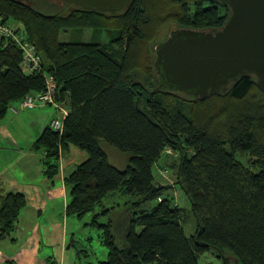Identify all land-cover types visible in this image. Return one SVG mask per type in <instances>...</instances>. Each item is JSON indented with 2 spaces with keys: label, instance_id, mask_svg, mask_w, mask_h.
<instances>
[{
  "label": "trees",
  "instance_id": "16d2710c",
  "mask_svg": "<svg viewBox=\"0 0 264 264\" xmlns=\"http://www.w3.org/2000/svg\"><path fill=\"white\" fill-rule=\"evenodd\" d=\"M229 14L218 0H131L114 13L71 6L63 15L0 0L14 35L0 40V119L20 112L11 103L55 87V116L33 150L53 163L49 172L43 166L45 176L57 174L70 145L87 153L64 179L65 213L91 214L85 226L108 251L97 264H199L206 253L264 264V94L255 78L204 101L167 89L151 95L161 32L217 30ZM91 29L106 41L76 39ZM61 34L71 39L60 41ZM25 44L33 50L26 61ZM109 147L125 157L121 168L109 161ZM237 154L261 159L260 170L246 169ZM171 155L195 220L192 236L183 228L187 211L169 195L175 187L156 184L152 174L161 156ZM0 200L2 240L14 232L26 201L12 192ZM117 208L120 217L112 215Z\"/></svg>",
  "mask_w": 264,
  "mask_h": 264
},
{
  "label": "water",
  "instance_id": "95a60500",
  "mask_svg": "<svg viewBox=\"0 0 264 264\" xmlns=\"http://www.w3.org/2000/svg\"><path fill=\"white\" fill-rule=\"evenodd\" d=\"M101 13L124 10L131 0H48ZM230 11L222 28L172 30L154 48L159 90L181 92L201 101L224 93L252 76L264 94V0H218ZM219 255V251L216 250ZM214 254V253H213ZM218 259V256H216ZM226 258L221 256V260Z\"/></svg>",
  "mask_w": 264,
  "mask_h": 264
},
{
  "label": "rangeland",
  "instance_id": "374dc122",
  "mask_svg": "<svg viewBox=\"0 0 264 264\" xmlns=\"http://www.w3.org/2000/svg\"><path fill=\"white\" fill-rule=\"evenodd\" d=\"M20 3L35 7L37 10L42 9L45 14H54L61 13L66 14L71 10V6L66 5L62 2L48 1V0H17ZM41 4V7L38 5ZM123 11V10H122ZM9 26L8 23L2 20V16H0V35L3 30H5ZM173 28H169L161 32L160 41H164L168 36L169 32ZM95 29L86 30L83 35L76 34V39L80 41H89L100 40L106 41V35L101 31L99 33H95ZM75 33L70 31V34ZM70 34H61L60 41H68L71 39ZM108 41V40H107ZM159 41V40H158ZM21 101L16 103H11L10 106H14L19 109L20 112L17 115H12L10 111L5 115L4 118L0 119V125H3L9 131L11 137L16 139L22 143L23 149H26L28 157H35L37 167L39 165L44 166L45 169L49 172V167L53 165V163L49 166L46 162V158L44 157L43 152H37L33 150V144L36 139L40 136L41 131L50 123V121L55 116V105H43L37 104L32 108H22ZM2 140V135L0 133V141ZM71 148L76 152H81L86 156L87 153L82 151L78 147L74 145H70ZM108 159L111 163L115 162L119 164L121 168L123 163H125V157L121 155V153L117 152L113 148L107 149ZM241 158L242 163L244 164L246 169H249L251 172H258L260 170V165L262 164V160L256 157H252L249 154H237L236 158L243 156ZM78 159V158H77ZM165 156H161L160 162L157 166L153 167V177L156 184L159 185H172L175 188L173 191H169V195L174 199V204L178 205L180 208H184L187 211V219L183 224L184 232L187 236H192L196 234V225L194 217L191 213V207L189 201L186 196L175 183V176L177 172V166L179 161L174 159V156L171 155L165 160ZM29 163V159L27 160ZM55 165V164H54ZM57 174L54 176L44 175V177L48 180V186L51 188L50 191H47L44 188L42 191L38 192V196L36 200L31 204L29 203V209L26 210L27 213L31 214V217L34 221L41 224H50L55 223L56 221H61L65 218V231L69 233L67 247H70V250L74 255L75 264H97L98 262L105 261L107 255V249L102 246L97 237V232L95 229L85 226L89 220V215H85L81 219H77L74 217H66L65 213V205L69 202V190L65 186L62 172V162H57ZM166 171L164 174L163 172ZM60 178V179H59ZM35 180L31 181L29 184H34ZM38 185V184H37ZM1 188V187H0ZM61 190L64 194L61 195ZM175 193V194H174ZM50 195L52 199H50ZM27 206V201H26ZM40 212H44L43 215L39 214ZM25 213V212H24ZM23 213V214H24ZM22 214V215H23ZM114 217L115 214L113 215ZM119 216V214H118ZM120 217V216H119ZM17 226V225H16ZM76 228H78L76 230ZM16 229V228H15ZM76 230V232H74ZM74 240V243L72 242ZM73 246H70V245ZM226 257L229 258L227 263L230 264H238L237 260L231 255L226 253ZM221 259H217L213 254L206 253L204 254L200 260L199 264H223Z\"/></svg>",
  "mask_w": 264,
  "mask_h": 264
},
{
  "label": "crops",
  "instance_id": "0c3cea01",
  "mask_svg": "<svg viewBox=\"0 0 264 264\" xmlns=\"http://www.w3.org/2000/svg\"><path fill=\"white\" fill-rule=\"evenodd\" d=\"M0 133L2 135L0 141V196L12 192L21 194L28 200L27 206L20 213L14 232L0 240V264H75L72 256L74 254L70 247H67L69 233L65 231V218L54 224L40 225L26 211L29 209V203L32 204L36 200L38 192L44 188L47 191L51 190L48 180L44 175L41 176L44 172L43 166L37 167L36 158L27 156L28 152L23 149L22 143L13 139L5 126L0 125ZM85 159L84 154L76 152L70 147L68 155L60 161L62 162L63 179ZM113 163L119 167V164ZM33 180H35L34 184H29ZM62 194L64 192L61 190ZM50 199H52L51 195ZM116 200L123 201L122 198H116ZM120 209L117 208L112 212V215H118ZM43 213V211H39L40 215ZM72 242L74 243V240Z\"/></svg>",
  "mask_w": 264,
  "mask_h": 264
},
{
  "label": "built area",
  "instance_id": "2783aa9c",
  "mask_svg": "<svg viewBox=\"0 0 264 264\" xmlns=\"http://www.w3.org/2000/svg\"><path fill=\"white\" fill-rule=\"evenodd\" d=\"M5 33L14 37L11 30L6 28L5 30L2 31V33L0 35V40ZM22 49H23L24 54H25V61H26V59H30L33 55L32 48L25 44L24 46H22ZM54 89H55V87L53 85H50L48 88V91L44 95L38 94L35 96V98H33L32 96L26 97L24 100H22L21 107L22 108H32L37 104H47V103L54 104V102H53V96H54V91H55ZM51 125L54 129H59L61 126L60 122L58 120L52 121ZM163 173L165 174L166 171H164Z\"/></svg>",
  "mask_w": 264,
  "mask_h": 264
},
{
  "label": "flooded vegetation",
  "instance_id": "af4514ba",
  "mask_svg": "<svg viewBox=\"0 0 264 264\" xmlns=\"http://www.w3.org/2000/svg\"><path fill=\"white\" fill-rule=\"evenodd\" d=\"M227 260H229V258L228 257H226V261H223V262H225V264H230V263H226L227 262ZM230 261V260H229Z\"/></svg>",
  "mask_w": 264,
  "mask_h": 264
},
{
  "label": "bare ground",
  "instance_id": "6f19581e",
  "mask_svg": "<svg viewBox=\"0 0 264 264\" xmlns=\"http://www.w3.org/2000/svg\"><path fill=\"white\" fill-rule=\"evenodd\" d=\"M25 199V201H28L26 198H24Z\"/></svg>",
  "mask_w": 264,
  "mask_h": 264
}]
</instances>
